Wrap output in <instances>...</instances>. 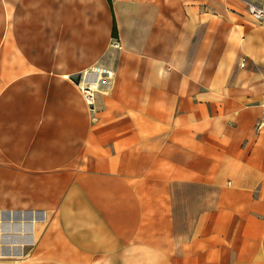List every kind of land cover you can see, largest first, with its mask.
I'll return each mask as SVG.
<instances>
[{
	"label": "crops",
	"instance_id": "obj_1",
	"mask_svg": "<svg viewBox=\"0 0 264 264\" xmlns=\"http://www.w3.org/2000/svg\"><path fill=\"white\" fill-rule=\"evenodd\" d=\"M250 4L0 0V264H264Z\"/></svg>",
	"mask_w": 264,
	"mask_h": 264
},
{
	"label": "built area",
	"instance_id": "obj_2",
	"mask_svg": "<svg viewBox=\"0 0 264 264\" xmlns=\"http://www.w3.org/2000/svg\"><path fill=\"white\" fill-rule=\"evenodd\" d=\"M248 13L254 20H262L264 18V4L256 5L250 4L248 6ZM111 44L115 47L119 46V40L112 39ZM81 93L88 105H92L93 92L96 90L95 87L86 84L80 86ZM256 130H260L264 128V92L261 97V101L259 103V114L258 120L256 122Z\"/></svg>",
	"mask_w": 264,
	"mask_h": 264
},
{
	"label": "water",
	"instance_id": "obj_3",
	"mask_svg": "<svg viewBox=\"0 0 264 264\" xmlns=\"http://www.w3.org/2000/svg\"><path fill=\"white\" fill-rule=\"evenodd\" d=\"M79 78H80V75H76L72 77V80H74L75 82H78Z\"/></svg>",
	"mask_w": 264,
	"mask_h": 264
},
{
	"label": "trees",
	"instance_id": "obj_4",
	"mask_svg": "<svg viewBox=\"0 0 264 264\" xmlns=\"http://www.w3.org/2000/svg\"><path fill=\"white\" fill-rule=\"evenodd\" d=\"M114 32H116V30H115V28H114V30H113Z\"/></svg>",
	"mask_w": 264,
	"mask_h": 264
}]
</instances>
